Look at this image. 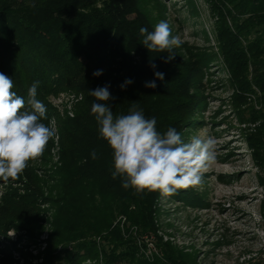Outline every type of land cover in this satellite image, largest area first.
<instances>
[{
  "label": "trees",
  "instance_id": "obj_1",
  "mask_svg": "<svg viewBox=\"0 0 264 264\" xmlns=\"http://www.w3.org/2000/svg\"><path fill=\"white\" fill-rule=\"evenodd\" d=\"M207 2L218 15L213 57L220 55L228 73L233 106L240 109L250 93L259 101V109H252L258 126L248 145L254 159L264 161L259 142L264 138V0ZM141 27L154 31L139 0H0V72L12 78V90L27 101L28 89L39 81L37 95L69 90L79 96L71 116L44 103L59 123L60 160L70 173L60 191L68 211L63 235L48 240L44 264L186 262L157 241L159 252L145 253L133 238L131 225L153 235L158 192L135 194L122 187L120 177L112 178L113 152L91 113L99 101L90 91L108 85L114 99L103 103H109L114 116L128 114L135 104L146 118L155 117L162 134L173 127L182 135L194 124L202 101L194 92L198 65L175 48L150 52L141 44ZM96 70L102 74L94 76ZM156 72L164 79H157ZM129 79L133 83L125 85ZM151 81L156 88L145 87ZM93 150L97 159H92Z\"/></svg>",
  "mask_w": 264,
  "mask_h": 264
},
{
  "label": "rangeland",
  "instance_id": "obj_2",
  "mask_svg": "<svg viewBox=\"0 0 264 264\" xmlns=\"http://www.w3.org/2000/svg\"><path fill=\"white\" fill-rule=\"evenodd\" d=\"M139 4L154 27L162 20L170 25L172 34L183 41L175 49L198 65L194 92L202 101L182 138L187 142L197 134L214 136L217 158L201 186L182 188L171 196L158 192L153 235L131 225L133 238L145 253L159 252L156 241L171 246L186 260L184 264H264V161H256L248 145L254 140L249 134L258 126L252 109H259V101L250 93L240 109L233 106L228 73L220 55L213 57L218 15L207 0H139ZM204 57L207 62L201 63ZM37 97L61 116H71L79 98L69 90ZM46 117L42 122L56 135L43 155L29 161L18 179L0 180V264H44L48 240L63 235L68 211L60 191L70 173L60 160L59 123L50 109Z\"/></svg>",
  "mask_w": 264,
  "mask_h": 264
},
{
  "label": "clouds",
  "instance_id": "obj_3",
  "mask_svg": "<svg viewBox=\"0 0 264 264\" xmlns=\"http://www.w3.org/2000/svg\"><path fill=\"white\" fill-rule=\"evenodd\" d=\"M34 6V5H33ZM141 44L150 52L172 53L183 43L179 35L172 34L166 21L158 22L154 31L140 28ZM175 55H168L172 59ZM155 67V65H152ZM102 70L93 75L100 76ZM159 80L164 74L156 72ZM36 81L28 89V99L13 91V80L0 72V180H16L46 150L55 137V130L45 123L46 106L37 99ZM133 83L126 80L125 85ZM125 85H121L124 88ZM145 87L156 88L155 81ZM98 103L91 105V113L98 124V131L113 152L112 178H121L124 189L132 188L135 194L159 192L171 196L177 190L203 184L204 173L216 162L217 139L207 134L193 135L187 142L173 127L160 133L155 117L146 118L142 109L133 104L128 114L114 116L108 102L114 99L109 86L90 91ZM92 159H97L95 150Z\"/></svg>",
  "mask_w": 264,
  "mask_h": 264
}]
</instances>
